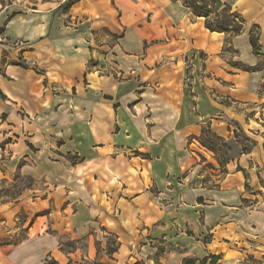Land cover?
<instances>
[{"label":"crops","instance_id":"obj_1","mask_svg":"<svg viewBox=\"0 0 264 264\" xmlns=\"http://www.w3.org/2000/svg\"><path fill=\"white\" fill-rule=\"evenodd\" d=\"M222 2L237 35L183 0H0V173L39 184L0 205V264L92 260L111 242L110 264H264L261 187L244 175L264 164V0ZM229 122L256 145L220 175L198 139Z\"/></svg>","mask_w":264,"mask_h":264},{"label":"rangeland","instance_id":"obj_2","mask_svg":"<svg viewBox=\"0 0 264 264\" xmlns=\"http://www.w3.org/2000/svg\"><path fill=\"white\" fill-rule=\"evenodd\" d=\"M17 65L24 67L25 60L22 57L18 58ZM0 98L2 97L0 96ZM229 124L231 125V128L229 129L234 131L232 136L228 134H226L225 136H220L217 132L209 128V131H207L206 135L198 139L201 147L209 155L208 157L210 159V163L208 165V168L219 171L218 174L220 175H224L227 172V169L225 168L226 166L220 165L221 163L225 164V162H230L231 160L237 159L239 156L243 154V152L247 153V151H249L253 147V144L256 143L255 141L256 137L254 136L256 134L254 131H252L253 133H251V130L243 129L235 123L229 122ZM258 130L259 132L263 130L262 132L264 134L263 128L261 129L258 128ZM211 132L219 136L220 138L211 136L212 135ZM201 141L205 142V144H207L208 146L214 147L213 151H210L204 148L201 144ZM217 164L218 166H216ZM254 169L256 172H260L259 178H254L253 180L254 183L252 180H250L251 178L250 173L244 171V175L246 179L249 180L248 182L246 181L247 183H246L245 189L247 191L251 190L250 185H253L254 187H258V188L261 187V191L255 193L256 202L252 205L255 206V205L260 204L259 206H264V195L262 193L264 191L263 190L264 188V164H262V169L257 170L256 167ZM38 186L39 184L31 178H26V177L17 175L10 179L6 177L5 178L2 177L0 173V205L3 203H9V202L13 203L16 200L23 197L25 193H28L29 189H35V187L37 188ZM247 202L248 201H246V203ZM27 217L28 216L25 213H22L20 215L21 220H25ZM24 236H25V233L23 232L22 229H20L17 235L13 237V241L19 240ZM110 244L113 245L114 243L111 242ZM85 246H86L85 243H79L78 245H75L70 242H67L65 244V248L69 250L75 247H78L81 250H85ZM102 249L103 248H101L100 246V248L98 249L99 255L95 259H92V260L84 259V258L79 259V260L70 259L67 262L61 263V264H110V261L104 259V256H103L104 254L103 251L108 252L109 249H106V248L103 250ZM253 262L254 261L250 260L247 264H258L257 262L256 263H253ZM49 264H59V263L55 261H50Z\"/></svg>","mask_w":264,"mask_h":264},{"label":"trees","instance_id":"obj_3","mask_svg":"<svg viewBox=\"0 0 264 264\" xmlns=\"http://www.w3.org/2000/svg\"><path fill=\"white\" fill-rule=\"evenodd\" d=\"M183 3L188 8L191 9L194 15L205 18V26L210 31L223 32L225 34L234 36V35L239 34L243 29V19L241 15L233 11L231 6L225 2H222V0H183ZM250 41H251L254 51L256 53H259L260 47L258 44L257 37L255 36L254 33L251 34ZM0 96L2 98L4 97L1 91H0ZM207 131H209V128L203 129L202 134L199 138H201L202 136H205ZM211 136L219 137L215 135L214 133H212ZM201 144L207 150L213 151L214 147L208 146L207 144H205V142H202V141H201ZM255 145L256 143L253 144V147ZM253 147L249 151H247V153L251 152ZM243 153H246V152H243ZM227 163L229 162H225V164L221 163L220 165L226 166ZM107 249H109L107 253L111 254L113 251L116 250V244L114 243L113 245H111L109 243ZM209 258L212 259V264H215L218 261V259H220V256L210 255ZM253 263H256V262L254 261Z\"/></svg>","mask_w":264,"mask_h":264}]
</instances>
